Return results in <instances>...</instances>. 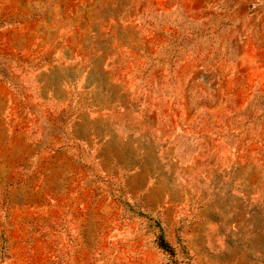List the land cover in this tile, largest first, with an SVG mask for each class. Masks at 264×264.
<instances>
[{"label":"rangeland","instance_id":"374dc122","mask_svg":"<svg viewBox=\"0 0 264 264\" xmlns=\"http://www.w3.org/2000/svg\"><path fill=\"white\" fill-rule=\"evenodd\" d=\"M0 264H264V0H0Z\"/></svg>","mask_w":264,"mask_h":264},{"label":"trees","instance_id":"16d2710c","mask_svg":"<svg viewBox=\"0 0 264 264\" xmlns=\"http://www.w3.org/2000/svg\"><path fill=\"white\" fill-rule=\"evenodd\" d=\"M161 244H162L163 246H166V245H167V243H166V241L163 239L162 235H161Z\"/></svg>","mask_w":264,"mask_h":264}]
</instances>
